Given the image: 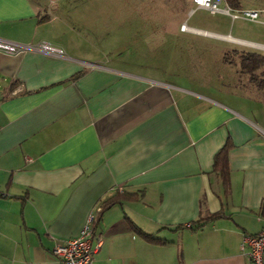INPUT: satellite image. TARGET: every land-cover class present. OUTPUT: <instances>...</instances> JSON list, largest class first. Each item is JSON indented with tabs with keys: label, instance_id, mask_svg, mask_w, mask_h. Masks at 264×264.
I'll return each instance as SVG.
<instances>
[{
	"label": "crops",
	"instance_id": "obj_1",
	"mask_svg": "<svg viewBox=\"0 0 264 264\" xmlns=\"http://www.w3.org/2000/svg\"><path fill=\"white\" fill-rule=\"evenodd\" d=\"M54 2L0 0V40L63 52L0 53V264H60L53 246L114 194L137 197L93 221L92 264H250L240 242L264 229V93L222 57L264 56V25L194 6L131 53L92 60L65 11L75 0ZM196 11L202 26H187ZM226 141L227 194L211 171Z\"/></svg>",
	"mask_w": 264,
	"mask_h": 264
},
{
	"label": "rangeland",
	"instance_id": "obj_2",
	"mask_svg": "<svg viewBox=\"0 0 264 264\" xmlns=\"http://www.w3.org/2000/svg\"><path fill=\"white\" fill-rule=\"evenodd\" d=\"M43 1L47 7L55 3V0ZM189 9H194L191 0H75V4L67 6L65 11L75 17L72 27L77 32L85 33V39H89L90 58L94 60L98 57L113 58L117 51L122 50L124 55L131 53L133 42L136 40L140 44L143 39L147 42L148 34L151 33L152 37L153 30L178 28ZM40 14L43 15V12ZM83 16L86 17L84 27L80 26ZM200 21L203 20L196 11L186 25L201 27ZM136 34L141 37H133ZM162 38L169 40L166 45L177 46L173 36ZM188 60L189 57L184 61ZM204 61L205 64L210 63L208 58ZM259 100L261 102L263 99ZM262 103L264 105V101Z\"/></svg>",
	"mask_w": 264,
	"mask_h": 264
},
{
	"label": "built area",
	"instance_id": "obj_3",
	"mask_svg": "<svg viewBox=\"0 0 264 264\" xmlns=\"http://www.w3.org/2000/svg\"><path fill=\"white\" fill-rule=\"evenodd\" d=\"M192 4L211 14L222 13L228 15L231 19H241L264 25V19H260V14L264 13L263 10L231 9L225 4L224 0H192ZM179 28L183 29L184 26L181 25ZM26 51L54 57L63 56L60 49L47 43L20 45L0 40V53L4 55H15ZM92 222V214H89L75 237L53 246L51 254L60 264H92V253L98 248V244L93 249L89 246ZM240 249L246 250L245 255L250 264H264V229L254 235H243Z\"/></svg>",
	"mask_w": 264,
	"mask_h": 264
},
{
	"label": "trees",
	"instance_id": "obj_4",
	"mask_svg": "<svg viewBox=\"0 0 264 264\" xmlns=\"http://www.w3.org/2000/svg\"><path fill=\"white\" fill-rule=\"evenodd\" d=\"M224 2L229 8L232 9L238 8L237 0H224ZM222 61L227 64H233L234 61H236V64L238 66V72L240 74L247 76L249 83H251L256 89L264 92V72H261L259 75L256 74V72L259 71L262 66H264V56H261L253 52H240L237 54L236 60H234L231 55L225 54L222 57ZM230 147H231L230 144L228 143V141H226L221 146V148L213 155L212 165H211V171L218 177L223 189V193L225 194L229 192L227 153ZM119 197L133 201L137 196L135 194H128V195L114 194L106 198L93 211L92 213L93 221L95 222L99 220L102 213H104L107 209H109V207H111L113 204L119 202L118 200L120 199ZM219 216H220L219 214H214L201 218L195 224L193 223V225H195L193 229L200 228L202 226V223L214 220ZM129 227L133 233L139 236L146 243L155 244V245L164 244L163 240L155 237L154 235L143 233L130 222H129Z\"/></svg>",
	"mask_w": 264,
	"mask_h": 264
}]
</instances>
